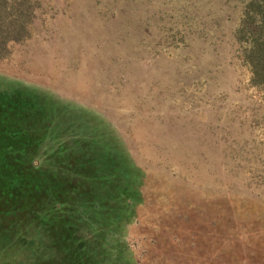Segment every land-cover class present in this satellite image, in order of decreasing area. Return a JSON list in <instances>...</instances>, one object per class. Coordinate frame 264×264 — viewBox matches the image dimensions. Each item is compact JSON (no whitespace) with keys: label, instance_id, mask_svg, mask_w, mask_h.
Segmentation results:
<instances>
[{"label":"rangeland","instance_id":"rangeland-1","mask_svg":"<svg viewBox=\"0 0 264 264\" xmlns=\"http://www.w3.org/2000/svg\"><path fill=\"white\" fill-rule=\"evenodd\" d=\"M89 3L41 0L0 57V264H264L263 108L216 124L169 64L116 75Z\"/></svg>","mask_w":264,"mask_h":264},{"label":"trees","instance_id":"trees-1","mask_svg":"<svg viewBox=\"0 0 264 264\" xmlns=\"http://www.w3.org/2000/svg\"><path fill=\"white\" fill-rule=\"evenodd\" d=\"M40 2L0 0V57L29 35ZM89 6L105 35L92 34L113 43L116 75L130 60L161 61L177 72L178 99L187 108H211L216 124L234 112L241 123L260 118L253 115L264 110V0H90ZM199 113L205 118V110Z\"/></svg>","mask_w":264,"mask_h":264}]
</instances>
